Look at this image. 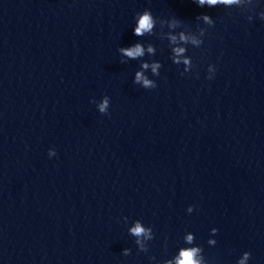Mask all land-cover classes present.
<instances>
[{"label":"clouds","instance_id":"9594fccd","mask_svg":"<svg viewBox=\"0 0 264 264\" xmlns=\"http://www.w3.org/2000/svg\"><path fill=\"white\" fill-rule=\"evenodd\" d=\"M194 3H196L198 6H216L218 4L223 5H233L238 4L240 0H193ZM204 22L211 23L210 17L207 15H204L201 17ZM177 21L173 20L171 26H176ZM155 27V21L154 16L152 15L150 10H145L142 14L139 15V18L136 22V26L134 28V35L136 36H143L144 34H152L153 29ZM170 40L172 43L176 42V37L171 36ZM180 40L187 42L188 37L185 36L183 33L180 34ZM191 42L193 44H199V41H197L195 38H192ZM119 51L126 57L130 59H136L139 57H143L145 54V49L140 43H136L134 46L127 47V48H121ZM147 51L149 53L154 52V49L151 45L148 46ZM185 51L184 48L177 47L174 49L175 56L173 57L175 63H180L179 57L181 54ZM185 65H188L190 63L189 60L185 59L184 61ZM160 64L153 63L151 65V70L153 74L159 75L157 69L160 68ZM144 69L149 68V64L144 63L142 65ZM135 82L136 83H142L143 87L146 89H154L157 87V85L150 79H148L143 72L138 71L135 75ZM108 107V100L105 98L103 103L99 105L100 112H105ZM130 232L132 235L136 237H147L151 238V232L149 229H146L143 227L139 222L136 223V225L130 229ZM188 243L192 242V236L189 235L187 238ZM139 243V240H138ZM198 248H189V249H182L180 251L179 256L176 257L174 264H201V261L197 259V255L199 253ZM248 258V254H245L244 259L240 261V264H244V260ZM168 264H173V262L169 261Z\"/></svg>","mask_w":264,"mask_h":264}]
</instances>
